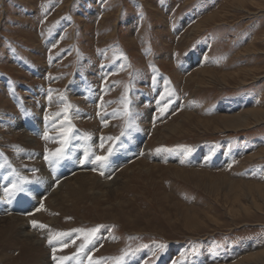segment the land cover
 I'll use <instances>...</instances> for the list:
<instances>
[{
	"label": "rangeland",
	"instance_id": "obj_1",
	"mask_svg": "<svg viewBox=\"0 0 264 264\" xmlns=\"http://www.w3.org/2000/svg\"><path fill=\"white\" fill-rule=\"evenodd\" d=\"M202 66L211 71L200 75L203 83L185 86ZM49 89L45 106L57 132L64 137L71 129L63 160L37 157L54 188L66 173L109 180L130 164L136 172L104 197L65 198L62 189L61 206L44 212L49 191L33 211L25 191H0V217L48 226L37 237L40 247L23 252L0 237V264H90L89 257L92 264H264V198L257 191L264 190V118L237 130L220 121L264 110V0H0V166L12 157L33 169L26 183L37 184L35 191L41 170L13 157L17 148L5 138H17L5 132L6 119L18 121L20 111L33 119ZM174 122H181L176 132L163 135L162 126ZM96 156L108 159L101 164ZM116 159V167L102 170ZM51 216L58 220L50 223ZM57 232L68 235L50 244Z\"/></svg>",
	"mask_w": 264,
	"mask_h": 264
},
{
	"label": "bare ground",
	"instance_id": "obj_2",
	"mask_svg": "<svg viewBox=\"0 0 264 264\" xmlns=\"http://www.w3.org/2000/svg\"><path fill=\"white\" fill-rule=\"evenodd\" d=\"M206 20H207V18L205 20H199L190 29H196V28L199 29V28H201V26L206 22ZM189 33L190 32H186L184 35L189 37ZM182 38L184 39V37H182ZM168 62H169L168 64L171 63L170 61H168ZM196 62L194 64H196ZM174 72L175 73H173V74H178L179 73L176 69L174 70ZM207 72L210 73L211 71H208V69H206L204 66L195 69L194 72L188 74V76L186 77L187 79L185 80L186 81L185 86H187L189 81H194L196 84L203 83L202 82L203 80L200 77V75L201 74L204 75ZM212 73H213V71H212ZM180 78H182V75H180ZM242 81H244V79ZM189 114H190L189 112H185L184 113L185 116L186 115L189 116ZM41 117H42V111H37L36 115L34 116V127L37 130L44 131V129L47 128V125H46L47 123L43 122ZM87 117H92V115L89 114ZM262 118H264V110L262 108H259V109L258 108L247 109V110H244L242 112H237L236 114H233V115L223 114V116L220 118V121L222 122L221 126H223L221 128H225L227 130L242 129V128L246 127V126H249L253 121L259 122V120L262 119ZM90 119L92 120V118H90ZM180 124H181V122L180 123L174 122V123H170V124H165V126L163 125L162 129L164 130L163 132H165L163 135L170 136L171 132H176L175 130H177V128L180 126ZM8 132L11 133L12 135H15V137L18 140L22 141V143H24L26 147H32L33 148L32 151L30 150L31 152L29 153V155H25V153H23V154L21 153V154H22L23 158L26 159L27 161H29V160L30 161L31 160L35 161L34 167H36L37 169L40 168V170H41V176H40V178L38 180V182L40 184L39 190L35 191V189H37V187H35V186H37V185H33V186H30V187H27V190H26V192L28 193V199H27L28 201L27 202L29 203L27 209H29V210L30 209L31 210L34 209V207L36 208V205L39 204V202L41 201V199L43 198L45 193H47L48 191H49V194L46 196V199H44L45 201L43 200L44 202H43V207L41 209L42 211L46 210V207L48 209L50 207L52 209H54V208L58 209L61 206V203H62L61 202V199H62L61 191H62V189L63 190L64 189L67 190V192L65 193V198H68L70 196V193H73V192H76V195H80V194L83 193L85 195H88V196L90 195L92 197L98 196V195L101 196V197H104L108 193L116 192V190H118L120 188V186H122L127 181L128 177H125V176H129L130 177L131 175H134V173L136 172L132 168L133 165L130 164V165H127L124 168H122L119 173L117 171H114L112 173V178L109 179V180H108V178L107 179L106 178L105 179H101L98 176H96L97 174L93 175V174H90L88 172H79V173H76V174L73 173L74 175H72L70 173H66V174H64V177L62 175V179L60 180V183L54 188V186H52V181L49 180L47 174L42 169V167L39 164V161L37 159V157L39 158V156L41 154L40 150H37V146H38V143H39L40 139L29 135L25 131H22L21 123H20L19 120L15 122V126L13 128H9L8 129L7 133ZM141 141H144V140L142 139V140H139L138 142L142 143ZM143 145L145 146V144H143ZM146 146H148V145H146ZM34 150H36V151H34ZM145 150L146 149H144V151ZM34 152H37V153L34 154ZM32 155L35 156V159H32L33 158ZM72 156H74V155H72ZM119 160L120 159H116L115 163H113L111 161V163L110 164L108 163L107 166H103L102 170H104V171L112 170L111 168L116 167L114 165L117 164L119 162ZM18 161L15 162V163H18ZM89 167H91V166H89ZM31 168H32V166H31ZM16 169H18L17 166H16ZM24 171L26 172V170H24ZM178 173L180 174L181 171H179ZM109 176H110V174H109ZM212 186H215V184L213 183ZM238 189H240V188H238ZM257 191H258L259 195L261 196V198H264V192H263L264 190H263V188L257 189ZM40 195H42V196H40ZM76 202H77L76 200L72 199L71 200V205L76 204ZM40 204H41V202H40ZM69 204H70V202H69ZM40 207H41V205H40ZM2 210H3V212H6L4 208H2ZM49 211H48V213H49ZM41 214L42 213H40V210H39L35 215H36V217H38V216L39 217H43V215H41ZM47 219H48V221L50 223L56 222L58 220L57 216H55V217L51 216L50 218L48 217ZM26 221H27L26 216L25 217H21V216L10 215V216H5V217H0V237H2L3 239L4 238L8 239L10 241H11V239L14 240L19 245V248L22 249L21 250L22 252L24 250H27L28 247L29 248L33 247L35 249L39 248L40 247V239L37 238L39 233L43 232L44 236H46V233H47L46 228H40L39 226H36L35 228H30L26 224ZM35 221H37V220L35 219ZM30 222L31 221H29V223Z\"/></svg>",
	"mask_w": 264,
	"mask_h": 264
},
{
	"label": "snow or ice",
	"instance_id": "obj_3",
	"mask_svg": "<svg viewBox=\"0 0 264 264\" xmlns=\"http://www.w3.org/2000/svg\"><path fill=\"white\" fill-rule=\"evenodd\" d=\"M153 71H155V69H153ZM153 82L155 83V76L153 77ZM51 91L52 90L49 89V93H51ZM164 96H165V93H161V100H163ZM49 99H51L50 96H49ZM169 103H171V101H169ZM69 107H70V105H69ZM167 107H168V105L165 104L164 108L160 109L161 115H163L164 111L167 110ZM57 115H59V114H57ZM45 119L47 120V117ZM154 119H155V117H154ZM121 134L123 135V133H121ZM63 135H65L66 139L63 140V141H60V143L62 145L60 148H57L54 152H51V153H49L48 149L45 148V156H44L45 161H48L49 163H59L61 160H63L65 158V155H66L65 149L67 147V133H64ZM42 138L45 139V140L49 139L47 131L44 133ZM107 139L108 140H113L112 137H108ZM103 146H104L103 143H101V147L102 148H103ZM113 150L114 149L112 147H109L108 148V154L111 155ZM157 151H159V149ZM107 159H108V156H96V161L101 162V164L104 161H106ZM23 191H24V188H23L21 183H13L10 186L4 188V193L8 197H13L17 193H21ZM42 207H43V204H41V208ZM31 223H32V225L34 227H36V226H39L40 228H47L48 227L47 225H44V224H39L38 225V222L35 221V220H33ZM100 227H103V226L102 225H98L95 228H92L90 230V235L86 236L85 242L83 244H81L80 247L77 249V254L82 252L84 250V248L87 247L88 244L92 243V238L94 237L95 233L98 231V229ZM74 231H79V230H74ZM67 235H68V233L57 232L54 235L49 237V241L48 242L51 244L54 240H58L60 237L67 236ZM64 246L67 247V245H64ZM165 247L166 246L163 245V244H161L159 246L161 251H163ZM55 251L56 250L53 249V253H54L53 259L54 260L57 259L56 256H55ZM75 255L76 254H74L73 257H60L59 260L60 261H67L69 259H73L75 257ZM89 262H90V264H92V258L91 257H89Z\"/></svg>",
	"mask_w": 264,
	"mask_h": 264
},
{
	"label": "crops",
	"instance_id": "obj_4",
	"mask_svg": "<svg viewBox=\"0 0 264 264\" xmlns=\"http://www.w3.org/2000/svg\"><path fill=\"white\" fill-rule=\"evenodd\" d=\"M7 121H6V127H5V129H6V131L5 132H7V130L9 129V128H13L14 126H15V122H16V119H14L13 121H10L9 119H6ZM19 120V119H18ZM24 127L21 125V129H22V131H25L26 132V130H25V128L23 129ZM53 131V130H52ZM9 133V132H8ZM38 136V137H37ZM10 138H12V136H9ZM33 137H36V138H39L40 139V142H39V147H41V149H43L44 147H46V146H44V143L47 141L48 142V140H45V139H43L42 137L43 136H41V135H34ZM6 140H8L10 143H13V148L15 147V148H17V149H15V150H13V157H15V156H19V157H21V158H23V156H22V154L23 153H25V155H29V153L32 151V147H26L25 146V144H23L22 143V141H20V140H17V139H15V138H13V140L11 141V140H9V139H7V138H5ZM49 145L50 146H52V143L51 142H49ZM38 146H37V150H39V148H38ZM56 147H58V148H60L61 146H60V141H58V143L56 144ZM31 150V151H30ZM25 151V152H24ZM28 151V152H27ZM34 151H36V150H34ZM22 153V154H21ZM37 152H34V154H36ZM5 155L7 156V157H11V155H9L7 152H5ZM33 156V155H32ZM12 160V161H11ZM11 163L13 164V165H11V164H9V165H6L5 166V168L4 169H2V170H0V173L2 174V179H7V178H13V176L14 175H16V179L19 181V180H21V179H23V178H25L28 174H29V172H33V169H28L26 172L23 170V168H19L18 167V165L15 163L16 162V160H14V158L12 159V157H11ZM15 164H14V163ZM17 166V168L18 169H16V166ZM12 166H13V168H12ZM15 168V169H14ZM33 168L35 169V171L37 170V168L36 167H34L33 166ZM21 171H20V170ZM19 173H18V172ZM29 171V172H28ZM28 173V174H27ZM20 174V175H19ZM23 176V177H22ZM13 182H11V183H9V184H12ZM0 188H4V187H0Z\"/></svg>",
	"mask_w": 264,
	"mask_h": 264
},
{
	"label": "flooded vegetation",
	"instance_id": "obj_5",
	"mask_svg": "<svg viewBox=\"0 0 264 264\" xmlns=\"http://www.w3.org/2000/svg\"><path fill=\"white\" fill-rule=\"evenodd\" d=\"M210 155H212V154H210Z\"/></svg>",
	"mask_w": 264,
	"mask_h": 264
}]
</instances>
